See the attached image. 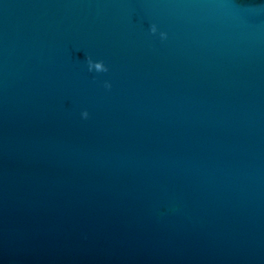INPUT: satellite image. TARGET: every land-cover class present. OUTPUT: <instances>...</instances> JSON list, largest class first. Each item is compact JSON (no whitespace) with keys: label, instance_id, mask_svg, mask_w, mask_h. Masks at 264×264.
<instances>
[{"label":"water","instance_id":"obj_1","mask_svg":"<svg viewBox=\"0 0 264 264\" xmlns=\"http://www.w3.org/2000/svg\"><path fill=\"white\" fill-rule=\"evenodd\" d=\"M0 264H264V0H0Z\"/></svg>","mask_w":264,"mask_h":264},{"label":"clouds","instance_id":"obj_2","mask_svg":"<svg viewBox=\"0 0 264 264\" xmlns=\"http://www.w3.org/2000/svg\"><path fill=\"white\" fill-rule=\"evenodd\" d=\"M150 32L152 34H156L157 33V27L155 25H152L150 27ZM159 35H160L161 39H166V36H167L166 33L160 32ZM87 65H88V70L89 71H92L94 68H97V69H101L102 68V70L98 71V72H106L107 71V68L104 66L103 62H93L91 59H89L87 61ZM104 86H105V88H110L111 87V85L108 82H105ZM81 116L83 118H87L88 113L86 111L82 112Z\"/></svg>","mask_w":264,"mask_h":264}]
</instances>
